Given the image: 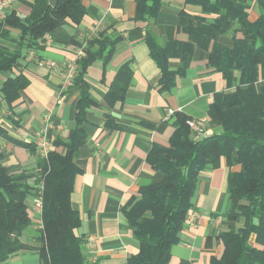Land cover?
<instances>
[{
    "label": "trees",
    "instance_id": "obj_1",
    "mask_svg": "<svg viewBox=\"0 0 264 264\" xmlns=\"http://www.w3.org/2000/svg\"><path fill=\"white\" fill-rule=\"evenodd\" d=\"M161 1L136 0V20L156 19ZM185 1L201 9L180 30L188 39L161 44L146 26L144 42L161 73L160 93L171 92L178 78L186 75L197 48L208 53L209 73H220L226 84L208 111L211 123L221 132L207 134L204 129L206 134L197 136L189 126L192 119L175 113L169 147L155 145L147 158L152 169L162 174V181L141 187L139 196L131 197L122 209L140 246L126 264H169L201 174L222 164L228 169V228L217 237L223 251L211 258V264H264V0L253 5L241 0ZM85 16L83 0H58L55 6L49 0H35L24 18L8 12L0 20V39L17 49L0 44V78L26 57L24 51L44 49L48 35L67 25L78 27ZM12 30L18 32L15 37ZM224 37H231V47L220 41ZM71 41L83 48L77 34ZM119 41L120 37L106 34L86 40L74 83L80 88L75 127L66 139L55 137V149L39 158L35 171L12 173L0 155V264L27 252H37L41 264H87L84 239L79 235L81 219L71 201L81 172L77 153L87 142L83 126L89 110L99 106L85 76L95 62L109 64ZM174 59L180 62L176 70L170 67ZM132 80L126 63L105 97L109 107L124 102ZM29 84L23 74L6 79L0 86L2 99L12 105ZM39 198L42 211H30V201Z\"/></svg>",
    "mask_w": 264,
    "mask_h": 264
},
{
    "label": "crops",
    "instance_id": "obj_2",
    "mask_svg": "<svg viewBox=\"0 0 264 264\" xmlns=\"http://www.w3.org/2000/svg\"><path fill=\"white\" fill-rule=\"evenodd\" d=\"M11 1L7 13L14 11L21 18L30 14L35 2ZM57 1L49 0L52 6ZM256 1L241 0L249 5ZM83 4L86 16L81 25L55 30L46 37L44 49L24 51L26 57L14 70L2 74L0 86L6 79L20 74L30 84L12 105L0 94V155L12 173L35 171L41 158L37 138L47 123L46 118L51 116L47 131L51 144L56 136L66 139L75 127L80 88L73 86L60 93L62 67L75 60L81 49L72 43V36L77 34L83 46L86 40L100 34L120 37L109 64L105 67L102 61H97L85 76L99 106L89 110L83 126L87 142L77 153L76 164L81 172L75 179L71 201L81 219L79 235L84 239L87 264H126L139 253L140 246L122 209L131 197L139 196L141 187L163 179L147 162L149 153L155 145L169 147L177 112L200 122L207 134L220 133L221 129L211 123L208 111L214 96L225 91L226 84L220 73H209L208 53L197 48L186 75L178 78L176 87L171 92H159L161 73L144 42L145 27L149 26L161 44L186 41L187 35L180 30L191 19L194 21L200 7L185 0H162L157 18L145 23L136 20V0H83ZM11 34L15 37L18 32L12 30ZM220 41L229 47L233 43L231 37ZM0 44L17 49L7 40L0 39ZM36 58L55 62L61 69H42ZM126 63L130 65L133 80L124 102L111 108L105 97L117 72ZM179 66L178 59L170 62L173 70ZM58 151L64 150L60 147ZM227 175L226 164L201 174L193 207L179 233V241L171 249L169 264H211L212 257L221 256L223 247L217 237L228 228ZM29 209L34 212L32 201ZM6 264L41 263L37 252H27Z\"/></svg>",
    "mask_w": 264,
    "mask_h": 264
},
{
    "label": "built area",
    "instance_id": "obj_3",
    "mask_svg": "<svg viewBox=\"0 0 264 264\" xmlns=\"http://www.w3.org/2000/svg\"><path fill=\"white\" fill-rule=\"evenodd\" d=\"M11 2H12L11 0H0V20L6 17L7 10L9 9ZM84 48L85 46H83V48L80 49L77 55V58L75 60L70 61L69 63H67V65L62 67V70H64V73H63V81H62L61 89H60L61 94L66 93L71 87L74 86L75 78L77 76V71H78L77 61L83 57ZM35 60L37 61L38 67L42 69H48V70L61 69V67L55 62L47 61L43 59H37V58ZM170 114H173V111H170ZM50 119H51V116H48L46 118L47 123L45 127L41 129V131L39 132L38 138H37V144L40 149L41 158H46L52 149L51 141L47 137V131L49 130ZM189 126L197 136H203L206 134V132L204 131V128L202 127V124L198 121L191 120L189 122ZM42 207H43L42 199L41 198L36 199L34 201L35 211H37L38 213L41 212Z\"/></svg>",
    "mask_w": 264,
    "mask_h": 264
},
{
    "label": "rangeland",
    "instance_id": "obj_4",
    "mask_svg": "<svg viewBox=\"0 0 264 264\" xmlns=\"http://www.w3.org/2000/svg\"><path fill=\"white\" fill-rule=\"evenodd\" d=\"M33 208H34V203H33ZM35 210V209H34Z\"/></svg>",
    "mask_w": 264,
    "mask_h": 264
}]
</instances>
